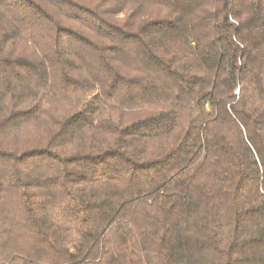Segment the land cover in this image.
I'll return each instance as SVG.
<instances>
[{"label":"trees","instance_id":"trees-1","mask_svg":"<svg viewBox=\"0 0 264 264\" xmlns=\"http://www.w3.org/2000/svg\"><path fill=\"white\" fill-rule=\"evenodd\" d=\"M0 264H264V0H0Z\"/></svg>","mask_w":264,"mask_h":264}]
</instances>
